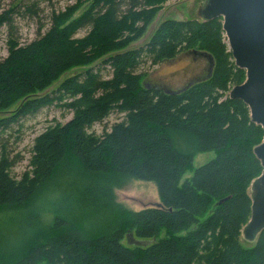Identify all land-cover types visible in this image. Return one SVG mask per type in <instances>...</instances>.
Segmentation results:
<instances>
[{
  "label": "trees",
  "instance_id": "16d2710c",
  "mask_svg": "<svg viewBox=\"0 0 264 264\" xmlns=\"http://www.w3.org/2000/svg\"><path fill=\"white\" fill-rule=\"evenodd\" d=\"M165 1L76 0L51 11L48 29L29 43L7 40L0 111L45 90L81 63L79 55L88 56L84 64L97 59L0 118V214L16 213L19 221L0 227V264H264V230L248 252L240 246L248 189L262 171L253 148L263 129L245 104L228 97L245 72L234 65L221 19L163 20L143 45L123 49ZM26 2L11 0L0 28L23 11L34 15ZM193 50L213 58L206 77L176 91L144 83V66ZM53 105L70 119L35 137L30 172L14 178L7 139ZM113 112L121 117L97 133L93 127ZM210 151L214 158L194 168V156ZM127 179L153 182L158 205H119L114 189ZM48 193L56 200L46 228L40 206ZM127 234L148 243L129 246Z\"/></svg>",
  "mask_w": 264,
  "mask_h": 264
},
{
  "label": "rangeland",
  "instance_id": "374dc122",
  "mask_svg": "<svg viewBox=\"0 0 264 264\" xmlns=\"http://www.w3.org/2000/svg\"><path fill=\"white\" fill-rule=\"evenodd\" d=\"M76 0H27L26 4H33L36 13L29 16L23 12L19 17L15 16L11 25H4L0 28V58L7 54V40L15 38L21 44L29 43L35 39L39 34L44 33L49 27V17L51 11L64 10L67 5L74 4ZM11 0L0 1V13L8 9ZM201 0H166L159 4L158 10L155 12L153 18L147 23L143 33L133 42L124 46L123 49H133L143 45L150 35L153 33L157 25L167 19L186 20L198 17V7ZM88 27L79 30L74 39L82 38L88 31ZM39 33V34H38ZM113 51V50H112ZM108 53V52H107ZM105 53V54H107ZM88 57V56H87ZM86 57V58H87ZM85 58V59H86ZM96 58V57H95ZM86 62L91 63L94 61ZM84 57L79 55V63L62 72L49 87L45 90L36 92L31 96L20 98L15 101V104L5 111H0V118L9 116L15 111L22 102L27 98L40 97L54 89L62 79L82 72L84 66ZM97 59V58H96ZM208 62L204 57L193 55L188 52L178 54L174 59L165 61L156 66H144L142 71L146 72L144 83L148 86L159 87L168 91H176L185 87L187 84L200 80L208 74ZM71 115L65 110L59 109L57 106H49L42 109L38 114L28 117L22 121L20 127H14L11 132V137L7 139V148L10 158L14 161L11 167V175L20 179L22 174L30 172L31 167L29 160L31 156V148L36 136L42 133L48 126L55 123L64 124L70 119ZM121 115L113 112L109 118L100 125H95L93 129L97 133H101L103 128H108L116 122ZM214 152L198 153L193 158V167L197 168L207 163L214 158ZM191 172L188 171L182 178L189 177ZM249 191V189H248ZM46 194L45 199L40 206V215L43 227H49L52 224V207L56 199L51 194ZM116 202L124 209L129 211H140L145 208L157 206L159 197L156 187L153 182L127 179L120 186L114 189ZM16 213L5 212L0 214V227L9 223V226L16 225L18 221L14 218ZM206 217V216H204ZM253 242H248L243 237H240L241 248L248 252L252 247Z\"/></svg>",
  "mask_w": 264,
  "mask_h": 264
},
{
  "label": "water",
  "instance_id": "95a60500",
  "mask_svg": "<svg viewBox=\"0 0 264 264\" xmlns=\"http://www.w3.org/2000/svg\"><path fill=\"white\" fill-rule=\"evenodd\" d=\"M198 19L207 22L217 18L222 21V31L234 65L244 70V81L231 88L229 99L239 100L247 106L250 121L263 129L261 142L253 148L262 171L249 186L250 217L241 230L248 242H255L264 230V0H201ZM204 57L208 73L213 68L211 55L190 51ZM148 241L126 235L129 246H145Z\"/></svg>",
  "mask_w": 264,
  "mask_h": 264
},
{
  "label": "flooded vegetation",
  "instance_id": "af4514ba",
  "mask_svg": "<svg viewBox=\"0 0 264 264\" xmlns=\"http://www.w3.org/2000/svg\"><path fill=\"white\" fill-rule=\"evenodd\" d=\"M207 72H208V69H207Z\"/></svg>",
  "mask_w": 264,
  "mask_h": 264
}]
</instances>
